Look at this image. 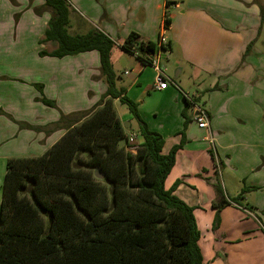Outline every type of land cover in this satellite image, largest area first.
<instances>
[{"label":"crops","instance_id":"crops-1","mask_svg":"<svg viewBox=\"0 0 264 264\" xmlns=\"http://www.w3.org/2000/svg\"><path fill=\"white\" fill-rule=\"evenodd\" d=\"M68 2L72 35L99 30L114 41L111 61L120 87L139 103L148 128L163 136V153L183 142L165 187L194 208L204 263L264 264V0H177L178 8L169 7L170 0ZM43 7V0H0V143L35 146L36 156L63 136L52 130L60 112L90 110L106 89L97 52L63 59L40 55L57 49L52 42L40 44L51 18ZM131 33L154 43L166 35L163 60H172L178 79L164 67L171 80L167 90L155 88L152 67L121 50ZM35 84L44 87L43 95ZM43 97L60 112L38 101ZM196 108L207 112L208 129L199 128ZM127 122L137 129L131 114ZM136 129L127 135H138ZM14 154L0 151V205L6 161ZM215 186L231 199L249 189L241 205L222 209L217 228Z\"/></svg>","mask_w":264,"mask_h":264},{"label":"trees","instance_id":"trees-1","mask_svg":"<svg viewBox=\"0 0 264 264\" xmlns=\"http://www.w3.org/2000/svg\"><path fill=\"white\" fill-rule=\"evenodd\" d=\"M43 1L51 18L40 44L52 42L57 49L40 55L63 59L97 52L106 89L93 108L71 114L46 97L38 100L58 109L60 119L52 130L64 134L41 156L6 161L0 264H205L194 208L165 187L183 142L163 153V136L148 128L139 103L120 87L111 61L114 41L99 30L72 35L68 0ZM169 26L166 18V30ZM157 43L131 33L120 48L132 57L136 51V60L151 67ZM35 87L43 95L44 87ZM116 101L128 107L140 141L128 142ZM214 189L217 228L222 209L241 205L249 189L232 199L221 186Z\"/></svg>","mask_w":264,"mask_h":264},{"label":"built area","instance_id":"built-area-1","mask_svg":"<svg viewBox=\"0 0 264 264\" xmlns=\"http://www.w3.org/2000/svg\"><path fill=\"white\" fill-rule=\"evenodd\" d=\"M169 7L172 6L173 8H178V3L177 0H170V3H168ZM166 18H168V15L166 16ZM166 20V19H165ZM163 30L164 32L167 31L165 28V21L163 24ZM168 46V41L166 38L165 34H162L159 38V41L157 43V47H158V53L151 65V67L153 68V70L156 73L155 76V88L157 90L160 91H165L169 88L171 80L167 77L165 70H164V66L162 65V60H163V54H165L167 51L164 50V48H167ZM135 55L134 57L136 58L138 56V53L135 51L134 52ZM125 74H129V72H125ZM196 121L198 122L199 128L200 129H208L209 128V117L208 114L205 110H203L202 108H196V115H195ZM138 139V135L135 132H131L128 135V142L131 144H134ZM133 151H135V148L133 149ZM263 231H264V225H262Z\"/></svg>","mask_w":264,"mask_h":264},{"label":"rangeland","instance_id":"rangeland-1","mask_svg":"<svg viewBox=\"0 0 264 264\" xmlns=\"http://www.w3.org/2000/svg\"><path fill=\"white\" fill-rule=\"evenodd\" d=\"M48 49H51V45H49ZM162 65H164V67L167 68L168 75L171 78H173L175 81H178V79L175 78L176 69H175V66L172 64V60L169 61V62H166V60H162ZM98 80H100V77H97L96 81H98ZM124 81L127 82V83L129 82L127 77L124 78ZM104 85H105V83H104ZM116 110H117L118 115L124 121V129H125L126 134L129 133L131 128L136 129V127L134 126V124H135L134 122H131V123L127 122L129 120L130 113H129L128 107L126 105H122L120 103H117L116 104ZM130 124H132V125H130ZM138 139L140 140L139 136H138ZM0 144H2L0 146V151L1 152H6V153H16V154H14L13 157H21V156L28 157V156H33V155L36 156V155H38L37 153H39L38 150L35 149L37 147L31 146L29 148L28 147L24 148L22 146L23 145L22 142H1ZM5 171H6V169H5Z\"/></svg>","mask_w":264,"mask_h":264}]
</instances>
